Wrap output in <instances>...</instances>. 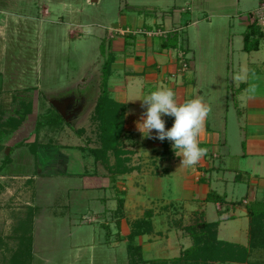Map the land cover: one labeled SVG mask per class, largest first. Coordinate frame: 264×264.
Instances as JSON below:
<instances>
[{
    "label": "rangeland",
    "instance_id": "1",
    "mask_svg": "<svg viewBox=\"0 0 264 264\" xmlns=\"http://www.w3.org/2000/svg\"><path fill=\"white\" fill-rule=\"evenodd\" d=\"M232 8L233 0H0V21L6 25L5 31L2 32L4 41L0 43V90L24 92L33 89L36 91V95L31 92V95H13L12 92L7 96L2 108L9 110L10 105L13 107L18 103H31L32 107L34 106L32 108L34 115L27 120L24 118L22 121L32 122L34 116L37 115L39 118L40 115H44L49 108L53 107L60 116L65 117L66 120L63 116V120L60 118V124L66 125V131L71 132L72 130L74 133L73 129L76 126L91 130L92 133L89 134L91 143H88L91 148L83 149V152L58 149L62 155L69 159V164L60 163L58 159H54L55 154L58 156L57 151H54L53 156L51 153L47 154L51 156V160L46 165L49 170L53 171L59 169L72 172L86 169L91 172L94 167H97V164L90 152L100 146L98 124L92 120L91 115L95 108L96 98L102 91L103 64L108 59V55L114 54L113 51L116 48L119 49V54L122 50L124 51L121 56L129 58V60L135 59L133 67L126 68L125 66V74L132 78H124L128 77L124 75V71L119 72L123 77L109 78L107 81L109 88L116 84L120 86L126 84L127 88L133 86V89H136L132 91L133 95L140 98L157 87H166L176 93L178 102L183 103L192 96L202 99L210 108L208 114L210 127L218 129L223 127L225 122L227 124L226 139L228 143L225 147L221 146L222 150H220V156L223 157L224 151L232 152L237 147L235 139L237 122L235 121L238 119L236 118L243 121V129H245L246 119L249 116V110L241 108L237 111L232 109L231 105L227 112L222 109L223 112L221 115L219 114L222 105L225 104L226 86L236 87L241 83H249L250 90H257L253 92H258L264 97L262 94L264 93V66L262 64L264 62V39L261 41L258 52L244 53L242 51V35L239 34L236 25L237 18L226 12ZM199 9L203 12L198 11ZM154 22L159 23L158 25L164 22V25L167 26L168 22L171 25L180 26L183 30L179 34L181 41L177 44L182 48L166 50L167 53H164L167 55L166 58L157 63H153L147 58L146 66H144L141 65V62L137 63L142 58L139 54L148 48L153 49V53L159 52L160 37H148L133 33L145 29L156 30V32L164 31L157 29L158 25L153 24ZM113 26L126 29L128 32L125 34L123 32L116 33L112 29ZM128 33L133 39L138 38V44H140L138 49H134L133 52L130 47L131 45L136 46V43L129 42L130 45L127 47L122 42L117 45L114 43L118 38L131 41V37L127 36ZM144 42L148 44L145 49L142 47ZM185 50H187L186 53H184ZM183 59L191 66L185 72L180 71ZM119 63L122 62H118V65H120ZM140 66L146 67L144 74H148V78H151L146 81L149 83H143L141 79L133 77L134 73L141 70ZM165 67H169V69L165 70ZM193 67L195 72L191 70ZM122 80L126 82H122ZM191 80H197L198 83L194 90L189 85ZM254 83L257 84V87ZM259 86H261L260 89ZM141 88L144 94H140ZM83 89L86 90L82 91ZM229 90L231 91V89ZM199 91L200 93H198ZM233 95L231 93L229 95L230 103H232V98L237 97L236 92ZM138 101L140 100L138 99ZM60 110H62L61 113ZM51 113H53L51 116L53 117L54 112L51 111ZM54 117L56 119V116ZM259 117L262 119V115ZM67 120L68 123H66ZM136 122L137 120L132 121L134 129L137 128ZM47 132L53 145L58 143L60 129L54 131V128H47ZM73 133L65 140L70 145H74L78 140V136ZM132 134L127 138V142L123 141V143L124 148H127L126 151L131 155L130 166L133 164L139 169L130 175L121 177L119 180L120 189L138 187L142 183H145L143 184L145 186L160 183L161 187L156 193L162 195L163 199L178 201L177 195L180 197L181 194L175 189V186L178 182L180 183V176L184 170L191 172L193 183L198 182L201 178L206 180L205 171L199 167V163L193 166L181 165L182 158L179 157L178 161L175 155L173 160L170 158V160L168 158L161 159L162 156H166L168 151L174 152L170 141L165 140L166 148L163 145L164 142L159 139L144 138L139 130L135 135L132 136ZM154 135L155 130H153ZM83 142L80 145L85 147L86 143ZM0 148L4 149L0 161L8 160L10 155L8 143H4ZM162 152L165 155L161 156ZM207 155V159L214 160L213 155ZM42 158L44 157L41 156ZM27 161L31 162L27 151L24 150L21 159L18 158L15 162L13 160V164L4 169L8 176L0 175V177H5L4 179L0 178V189H3L2 185L8 186L10 189L4 191L3 194L0 193L3 197L0 201V205H3L0 208V264H8L11 254L17 251L19 246H22L23 239L25 236L28 237V234L31 235V242L29 239L26 241L29 240L31 249L27 250V254L30 256L27 255L26 264H146L144 261H171L178 258L184 249L191 246L192 240L183 231L184 227L206 220L208 222L217 220V218H192L190 212L198 209L193 205H189L188 209L187 206H184L187 211L191 210L185 213V218H171L173 212L170 218H156L154 222L152 221L154 234L136 239V243L141 247L143 260L141 263L142 261H138L136 257L129 258L126 248L129 222L134 219L132 217L142 213V209H134V206L139 203L135 195L126 200L125 211L129 222L125 218H120L119 225H117L115 222L118 218H113V216L108 218L109 215L106 214L107 218H98L97 222L92 224H82L83 220L80 215L84 213L90 216V213L98 212L101 204L94 201L93 198L98 196L103 198L104 192L89 191L70 194L66 191L67 187L81 184L79 181L62 178L41 180L37 182L35 195H33L34 204L39 209L38 215L32 228H29L31 224L25 217L28 212L27 206H29L27 202H29L31 190L33 191L34 188L30 190L23 180L8 178L9 176L21 177L26 173L29 170ZM252 161L239 162L230 157L228 163L235 167L244 162L246 164L243 169L246 170L247 165L252 167L253 163H250ZM3 162L1 161L0 164L2 165ZM172 162H177L173 168L170 167ZM218 162L219 160L215 161V165ZM40 163L45 164L41 160ZM260 166V164L257 165L258 168ZM40 167L38 165L37 173H39ZM147 169L156 173L157 177L149 180L144 178L141 181L143 177L148 176L145 175ZM165 169L168 170L166 174H164ZM30 171L33 173V170ZM241 176V180L238 179L235 183L231 181L227 187L228 193L229 190L235 191L234 198L239 201L250 199L251 194L248 184L249 176L244 173ZM226 179H232V176L227 174ZM68 181L70 184L66 183ZM261 185L263 186L264 183ZM111 193L112 195L108 196ZM128 193L130 192L128 191ZM138 193L140 194V192ZM258 194L262 195L260 192ZM105 196L111 198L113 191H107ZM241 198L243 199L241 200ZM142 200L143 198H141ZM263 201L264 199L260 202ZM104 202H107L102 206L104 210L116 207L114 201L106 199ZM210 205L208 210L213 208L212 204ZM5 209L7 214L21 217L4 218ZM240 210L241 207L238 208V212ZM163 214L165 215V213ZM178 220L182 221L180 227L174 225ZM104 221L105 223H103ZM21 222L26 224L18 229V224ZM107 223L113 228L109 237L106 236V230L103 228H110L109 225H104ZM228 228L229 232H232L233 235L236 234V238L231 240L226 238L224 232ZM247 230V218L230 220L220 226L219 239L247 246ZM252 258L257 257L253 256ZM252 258V262H258Z\"/></svg>",
    "mask_w": 264,
    "mask_h": 264
},
{
    "label": "crops",
    "instance_id": "2",
    "mask_svg": "<svg viewBox=\"0 0 264 264\" xmlns=\"http://www.w3.org/2000/svg\"><path fill=\"white\" fill-rule=\"evenodd\" d=\"M225 1V0H224ZM261 1L263 0H233V8L230 11H226L227 13H231L234 17L236 16L237 20H236V25L239 29V34L242 35V41L244 39V35L249 31V27L253 24L252 19L249 17L248 14H250L254 9H256L258 7V5L261 3ZM247 10V11H245ZM200 12H203V10H198ZM226 13V14H227ZM229 16V15H226ZM2 24V25H1ZM4 23L2 21H0V43L1 41H4V34H2L3 31H5L6 29V25H3ZM153 24H159L157 22H154ZM146 28V27H143ZM112 29L114 31H116V33H120L123 32L124 34L128 32V30L126 29H120L115 28L114 26L112 27ZM157 29H162L164 31H167V37L169 35H175L177 34L178 36V41L180 42L181 38L179 36L180 32L183 30H181L180 26H174L171 25L170 23L167 22V26L166 24L164 25V22L160 25H158ZM148 30V29H145ZM178 30V32H177ZM175 33V34H174ZM123 35V34H122ZM171 35V36H172ZM125 36V35H124ZM127 38V36H125ZM138 38L133 39V37H131V41H125V38H118L117 41H114L115 45L120 44V42H122V44L129 46V42L136 43L137 47L134 45H131V50L132 52L134 51V49H138V46L140 44H138ZM264 39V38H263ZM149 40V39H148ZM262 41V40H261ZM260 41V44H261ZM152 42V41H151ZM260 44H259V50H260ZM144 46L143 49H145V47H147L148 44H146V42H144L143 44ZM159 45H160V40H159ZM152 47V46H151ZM188 50V49H187ZM187 50L184 51V53L187 52ZM258 50V51H259ZM119 49H114V63L111 65V75L109 78L111 77H116V79L122 78L123 76H120L119 72H123L124 71V75L125 74V70L126 68L129 66L133 67L134 66V60L135 59H131L129 60V58L121 56L123 54V50L122 52H120V54L118 53ZM142 51V50H140ZM242 51H243V46H242ZM255 51V52H258ZM131 52V53H132ZM172 52V51H169ZM244 52V51H243ZM250 52L247 54H251V53H255ZM148 53V54H146ZM164 53H167L166 50L161 51L160 47H159V52L157 53H153V49L148 48L146 50H144V52H141L139 54V56H141L142 58L138 60L137 63L141 62V65L143 64L144 66H146V59L148 58V60L153 61V63H157L160 61H163L167 55H165ZM246 53V52H244ZM138 54V52H137ZM121 57H120V56ZM129 55V54H128ZM148 56V57H147ZM137 60V59H136ZM118 62H122L120 65H118ZM178 63V62H177ZM263 66H264V62H262ZM126 66V68H125ZM143 67H139V71H135L136 73H134L132 76L134 78H139L142 80L143 83H149L146 82L147 80H150L151 78H148V74L146 72L147 75H145V69ZM130 67V68H131ZM125 68V69H124ZM138 69V68H137ZM169 69V67H165L164 68ZM191 70L194 71V67L193 69L191 68ZM195 72V71H194ZM255 72V71H254ZM119 73V74H118ZM258 73V72H257ZM263 73H264V69H263ZM260 74V73H259ZM128 77H124V78H132L130 77V75H126ZM264 79V76H263ZM109 80V79H108ZM122 82H126L125 80ZM108 85V84H107ZM126 85V84H125ZM125 85H113L109 88V86H107V92L108 95L110 97V99L114 100L116 103L121 104L123 106H125V110H124V132H123V141L124 143L127 142V138H129V136L135 135V133H137L138 129H134L133 128V120H140L141 118V114L143 112V108L141 107V102L138 101V96L133 95L132 91L136 90L132 88H127ZM190 88L192 90H194L196 88V86L198 85L197 80H194L191 82H189ZM255 87H257V84L254 83ZM254 87V88H255ZM189 87H187L188 89ZM189 88V89H190ZM261 88V86H259V89ZM231 89V91L229 90ZM251 88L249 87V83H241L240 85L233 87L227 85L226 86V97H225V104L222 105L221 111H220V115L223 112L222 109H225V111H228V107L229 105H231V107H233L232 109H235L237 111H239L241 108L243 109H247L249 116L246 119V124H245V129H243V121H241L240 118H236L238 120H236L235 122L237 125V128H235L236 134H235V139L237 140V147L232 151V152H228L226 153L225 151L223 152L224 155L223 157L220 156V150H222L221 146L225 147L226 144L228 143L226 137L228 134V128H227V124L225 122V124L223 125V127L221 126V128H211L210 124H209V119L208 116L206 118L205 124H204V128L202 133L199 136V142H200V146L206 149V154L198 161L199 163V167L204 169V175L206 177V180H204L203 178L199 179L198 182H192L191 179L192 178V174L191 172H188V170H184L183 173L181 174V181L180 183L178 182L177 185L175 186V189L180 192L181 196L179 197L177 195V199L178 201H174L173 199H163L162 195H158L156 192H159V187H161L160 183H157L155 185H150V186H145L142 183L140 184L138 187H133V188H124V189H120L121 186H119L120 183V179L122 176H117L115 177V179L113 180L111 178V175L107 172V170L99 163L95 161V164H97V167H94V165H92L94 167V169H92V171H87L86 169L82 170V171H60L58 170H49V167L46 166L48 164V162L51 160V156H48L49 153L55 154L54 151H57L58 156L55 154V156H53L54 159H58L60 163H65L66 165H68L69 163V159L62 155L61 152L58 151V149L62 150V151H68V150H74L77 152H83V149H87V148H91L89 147L90 145V140H89V134L91 135L92 131L88 129H84V128H79L78 126H76V128L73 129L74 133L68 130L66 131L65 127L66 125H61L57 128H54V131L56 129H60V139L58 140V143H55L53 145L52 141L49 140L48 138V132H47V128L48 127H44L41 130H39L37 132L36 130V124H37V115L34 116V118L31 120L32 122H22L21 125L16 129L13 130L12 132H10L7 137L5 139H2L0 142V146L4 145V143H8V152L10 153L9 158H8V162L6 165H1L0 167H2V169H0V175H7V173L4 172V169L13 164V160L14 162L19 158L21 159V155L22 153L25 151H27L31 162L27 161V168L29 169L28 171H26V173H24L21 177H12L9 176L8 178L11 179H15V180H23V183H25L29 189H33V191L31 190L32 194H31V198L29 200V202H27V204L29 206H27L28 212L26 213V217L25 218H33L32 224L35 221V218H37L38 215V206H36L34 204V200H33V195H35V186L37 184V182L41 181V180H53V179H57V178H62V179H67V180H77L79 181L81 184L78 185H69L67 187L68 190H66L68 193L73 194L75 192H89V191H97V193H101L104 192L103 198L102 197H97V198H93V200L97 201L98 203H100V207L98 212L96 213H90V216H87L86 214L82 213L80 215V218H82V224H92L97 222L98 218H107V215H109L108 218H110V216H113V218L115 217V213L117 208L119 207V203L122 202V210H123V218H125L126 221L129 222V217L128 215H126V204H127V198L129 197H134V195L136 196V198L139 200L138 205L134 206V209L137 210H141V214L135 215L133 220L137 219V218H143L146 215H149V218H152V221L154 222V220L156 218H170L171 213L173 212L171 218H185V213L189 212L187 211L188 206L193 205L195 207H197L198 209L193 210L192 212H190V215L192 216V218H217L216 221L219 222L218 228H217V237L219 239L220 236V226L224 223V222H229L230 220L234 221L237 219H244L247 218V211H246V205L251 204L253 202H260L264 199V185L260 186V184L264 183V97H262V95H259L258 92H253V91H257V90H250ZM258 89V90H259ZM86 89H83L82 91H85ZM189 91V90H188ZM13 92V93H12ZM3 91L0 90V124H2V120H1V113L4 111H11V109L13 108L12 105H10V109L7 110L8 108H2L5 100L7 99V96H9V94H21V95H31L30 92L32 94L35 93L36 95V91L33 89H28L26 91H19L17 92L15 91ZM138 92V90H137ZM234 92H236V98H232L231 102L229 101V95L231 93V95L234 94ZM142 93V88H141V92ZM200 93V91L198 92ZM144 94V93H142ZM264 96V93H262ZM182 95V94H181ZM235 96V95H233ZM259 96V97H256ZM194 97H190L189 99H193ZM14 99V98H12ZM98 97L96 98L95 103L97 102ZM37 102V100H36ZM181 103V102H180ZM96 104H94L95 107ZM226 106V107H225ZM34 108V106L32 107ZM6 109V110H5ZM62 112V110H60V113ZM93 112H94V108L92 111V115L91 118L93 116ZM34 111L32 110V113L30 115H28L25 119L27 120L29 117H32L34 114ZM62 115V114H61ZM259 115H262V119H260ZM63 116V115H62ZM64 117V116H63ZM65 119V117H64ZM167 119V123H166V128L168 126H172L171 124H168V118ZM66 120V119H65ZM69 121L67 120L66 123H68ZM64 124V123H63ZM72 125V124H70ZM1 126V125H0ZM50 129V128H49ZM88 131V132H87ZM234 131V130H233ZM69 132V133H68ZM75 134L78 136V140L75 141L76 143L74 145H70L68 143H66L65 140H67V138L71 137V135ZM96 133V132H95ZM83 141H85L86 146H81L80 143H84ZM165 145V141H163ZM168 142V141H167ZM89 143V144H88ZM11 144V145H10ZM208 149H210V151H208ZM22 150V152H20ZM127 150V148L125 149ZM4 149H0V156L3 154ZM169 152V151H168ZM48 154V155H47ZM152 154V153H151ZM173 154V156H172ZM207 154L213 155L214 156V160L211 159L209 160V158L207 159ZM149 155V154H148ZM165 155V153H161V156ZM177 158V160L179 161V157L175 154V152H172L171 154L167 153L166 156H162L161 159H172L173 157ZM11 156V157H10ZM41 156L44 157L41 159ZM131 160V155L129 154L128 156ZM230 157H233L236 159V161H244V160H253L250 163H253L252 167H249L247 165V169H243V167L245 166L246 163L242 162V164L232 167L231 164L228 163ZM83 158V157H82ZM133 159V158H132ZM169 159V160H170ZM207 159V161H205ZM41 161H44L45 164H41ZM173 160V159H172ZM171 160V161H172ZM219 162L215 165V161ZM1 161H5V160H1ZM0 161V162H1ZM177 161V162H178ZM177 162H172L171 164V168L174 167L175 164H177ZM50 164V163H49ZM153 164V163H151ZM166 164V162H165ZM256 164V165H255ZM260 164V168L257 167V165ZM38 165H40L41 167L39 168V173L36 172V169L38 168ZM65 165V166H66ZM167 165V164H166ZM182 165V164H181ZM180 165V167H181ZM130 166V163H129ZM92 167V168H93ZM131 168H133L134 170L130 173H134L136 171H138L139 168H136L133 166V164L130 166ZM147 167V166H146ZM104 169V170H103ZM33 170V173L30 171ZM167 169L164 170V174L167 173ZM145 175H148L146 177H143L141 179V181L146 178L147 180H149L150 178H156L157 175L156 173H154L153 171L151 172L149 169H147L145 171ZM172 173V171H171ZM242 173L247 174L249 176V188L251 191V194L249 196L250 199H244L241 198L242 201H239L237 198H234V192H231L229 190L228 193V183L231 181H233L235 183V181H237L238 179L241 180V175ZM128 174V175H130ZM232 176V179H226V175ZM125 176V175H124ZM0 178L4 179L5 177L1 176ZM68 182H66L67 184H70ZM149 185V184H148ZM3 189H0V193H4V191H9L10 189L8 188V186H3ZM159 188V189H158ZM138 189V190H136ZM107 191H113V196L111 198H107L106 192ZM128 191L130 193H128ZM256 191V194H255ZM140 192V194L138 193ZM258 192L262 193V195H259ZM210 193H214L217 196L223 197L225 202L224 203H211V202H207V197ZM2 194H0V201L1 199H3ZM140 196H139V195ZM112 193L108 196H111ZM141 198H143V200L141 201ZM260 198V199H259ZM106 199H108L109 201H114L116 204V207H114V209H108V210H104V208L102 207L104 204H107V202L105 203L104 201H106ZM181 201V202H179ZM182 203V204H181ZM25 204V205H27ZM212 204L213 208L208 210L210 207L209 205ZM3 205H0V208ZM184 206H187V209L184 208ZM211 206V205H210ZM5 207V205H4ZM209 207V208H208ZM241 207L240 212H238V208ZM105 211H103V210ZM168 209H170L171 211H169ZM136 210V211H137ZM184 210V212H183ZM213 210V211H212ZM179 211V212H178ZM5 216L4 218H20L21 216H15V215H9V213L7 214V211L5 209ZM214 212V213H213ZM165 213V215L163 214ZM107 214V215H106ZM7 215V216H6ZM164 215V216H163ZM22 217V218H24ZM91 218V219H88ZM117 218V217H115ZM127 218V219H126ZM132 220V221H133ZM131 221V222H132ZM179 221V222H178ZM176 223L180 224L182 221L178 220ZM181 221V222H180ZM214 221V222H216ZM207 223H211L208 222L207 220L205 221ZM105 223V221L103 222ZM116 223V222H115ZM105 226H108L109 223L104 224ZM177 224H175L176 226ZM111 225H109L110 227ZM106 230V236L109 237L110 233L112 232L111 230H113L112 227H110L109 229L106 227H103ZM32 230V229H31ZM155 232V231H154ZM226 235V238H228L229 240H231L232 238H236V234L233 235L232 232H229V228L227 231L224 232ZM129 235V230H128V234ZM247 235H248V230H247ZM126 236V237H127ZM220 240V239H219ZM229 242V241H227ZM232 243V242H231ZM237 244V243H235ZM241 245V244H240Z\"/></svg>",
    "mask_w": 264,
    "mask_h": 264
},
{
    "label": "trees",
    "instance_id": "3",
    "mask_svg": "<svg viewBox=\"0 0 264 264\" xmlns=\"http://www.w3.org/2000/svg\"><path fill=\"white\" fill-rule=\"evenodd\" d=\"M127 36L132 37L131 34ZM264 38V32L254 23L249 27V31L244 35L243 51L246 53L255 52L259 50L260 41ZM160 50H170L182 48L178 46V36L169 35L167 38H160ZM178 43V44H177ZM114 62V55H108V59L103 64V86L102 91L97 99L92 120L97 125L99 135V148L90 152L91 156L95 158L111 175L114 180L117 176H124L130 174L134 169L129 166L131 162L128 151L124 148L123 132H124V110L125 106L116 103L110 99L107 92V81L111 75V65ZM54 112L55 117H51ZM32 113V104L18 103L13 105L11 111H4L1 113L0 124V142L7 135L16 130L22 120ZM60 118L56 109L53 107L44 114L40 115L37 124V132L44 127L57 128L61 126ZM168 124L173 123L171 118H168ZM59 120V121H58ZM3 135V136H1ZM5 135V137H4ZM164 147L167 148V145ZM1 149V148H0ZM171 153V152H168ZM113 159V161H111ZM8 160L3 162L6 165ZM2 166V167H3ZM0 167V169H2ZM207 202L211 203H224L223 197L210 193L207 197ZM122 202L114 214L118 218L116 224L119 225L120 218H123ZM248 217V245L243 246L227 241L219 240L217 237V228L219 222H197L195 225L183 228L186 235L192 240L191 246L184 249L178 258L171 261L151 260L144 261L146 264H215V263H239V264H264V201L259 203H251L246 205ZM29 220L32 228V218ZM32 220V221H31ZM26 222V220H25ZM19 223L18 229L22 228L23 224ZM179 222V221H178ZM181 222V221H180ZM177 224L179 227L180 224ZM31 230V229H30ZM154 234L152 218L146 215L143 218H137L129 222V235L126 237V248L129 258H137L142 261L141 247L136 243L138 237L149 236ZM31 235L24 237V242L19 246V249L11 254L8 264H26L27 263V250L31 249L29 240ZM29 239L28 241H26ZM31 242V240H30ZM23 248V249H22ZM26 251V252H25ZM31 253V250H30ZM30 256V255H29ZM253 256L257 258H252ZM251 258L254 261L252 262Z\"/></svg>",
    "mask_w": 264,
    "mask_h": 264
},
{
    "label": "clouds",
    "instance_id": "4",
    "mask_svg": "<svg viewBox=\"0 0 264 264\" xmlns=\"http://www.w3.org/2000/svg\"><path fill=\"white\" fill-rule=\"evenodd\" d=\"M138 99L145 109L136 122L142 136L170 141L175 154L182 158L181 164H197L206 154V149L200 146L199 136L210 111L208 105L200 98L180 103L176 93L166 87H157ZM166 118L173 120L170 128H166Z\"/></svg>",
    "mask_w": 264,
    "mask_h": 264
},
{
    "label": "built area",
    "instance_id": "5",
    "mask_svg": "<svg viewBox=\"0 0 264 264\" xmlns=\"http://www.w3.org/2000/svg\"><path fill=\"white\" fill-rule=\"evenodd\" d=\"M249 17L252 19L253 23L257 25L262 31L264 30V0L258 5L256 9H254L250 14ZM144 35L148 37H160V38H167V31H152V30H140L139 32L133 34ZM190 64L185 60H181V72H185L190 68Z\"/></svg>",
    "mask_w": 264,
    "mask_h": 264
},
{
    "label": "water",
    "instance_id": "6",
    "mask_svg": "<svg viewBox=\"0 0 264 264\" xmlns=\"http://www.w3.org/2000/svg\"><path fill=\"white\" fill-rule=\"evenodd\" d=\"M115 28H118V26H114Z\"/></svg>",
    "mask_w": 264,
    "mask_h": 264
}]
</instances>
